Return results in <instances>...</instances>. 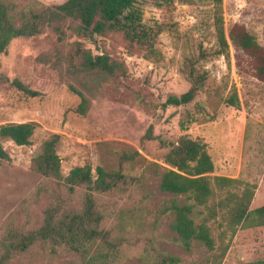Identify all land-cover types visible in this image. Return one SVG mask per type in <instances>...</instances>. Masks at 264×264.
I'll use <instances>...</instances> for the list:
<instances>
[{"label": "rangeland", "instance_id": "obj_1", "mask_svg": "<svg viewBox=\"0 0 264 264\" xmlns=\"http://www.w3.org/2000/svg\"><path fill=\"white\" fill-rule=\"evenodd\" d=\"M17 24L23 14H35L67 0H0ZM139 27L149 32L155 55L124 39L123 32L104 37L70 34L60 41L50 29L30 38L11 41L0 55V126L33 122L36 129L27 146L0 140L8 160L0 161V234L7 228L40 223L47 204L33 196L42 177L32 170V160L42 143L58 137L55 149L65 176L74 167L88 165L120 172L126 185L109 200L110 218L103 224L120 245V264H145L146 247L178 259L177 264H253L264 260V226L251 220L227 227V208H215L208 225L214 249L194 241L185 251L171 239L173 216L162 208L185 196L162 192V174L173 169L164 161L170 143L185 136L204 145L213 173L237 181L227 190L214 189L208 205H217L229 193L240 194L247 184L254 187L249 206L264 207V81L256 79L244 57L236 64L235 49L227 33L234 24L243 26L264 47V0H222L220 15L228 42L223 56L218 49L214 8L210 0H140ZM138 27V28H139ZM80 44L92 55L107 54L124 63L125 73L104 80L98 75L76 73L73 54ZM204 51L205 59L199 58ZM195 77H205L194 100L184 106H165L169 96H180ZM17 80L40 95L29 98L12 86ZM87 99L84 115L75 109L77 94ZM233 101V104H230ZM183 123L186 130L180 128ZM135 154L130 161L122 153ZM231 205V204H230ZM199 221L206 215L198 207ZM195 212V213H196ZM253 217V215L251 216ZM12 264H80L75 254L51 256L40 251Z\"/></svg>", "mask_w": 264, "mask_h": 264}, {"label": "trees", "instance_id": "obj_2", "mask_svg": "<svg viewBox=\"0 0 264 264\" xmlns=\"http://www.w3.org/2000/svg\"><path fill=\"white\" fill-rule=\"evenodd\" d=\"M138 1L140 0H67L35 14H23L18 24L0 1V55L7 51L14 39L34 37L46 29L52 30L60 41L70 34L92 39L95 36L104 37L109 33L123 32L124 39L130 46L141 48L145 51V56L155 55L150 33L139 27L141 13L136 7ZM210 1L214 8L218 45L215 55H225L229 40L236 52V64L239 65L240 57H244L252 75L259 81H264V47L239 24H234L229 29L227 40L220 15L222 0ZM73 58H76L77 63L72 64V68L79 74L98 75L109 80L125 73L123 62L107 54L92 55L90 50L84 49L80 44H77L71 60ZM199 58H206L204 51L200 52ZM188 76L192 83L189 90L180 96H169L163 107L184 106L194 100L205 77H195L192 68ZM12 86L29 98L40 95L17 80L12 81ZM70 90L80 98L75 112L84 115L87 99L73 87ZM180 128L186 130L183 123ZM35 129L36 124L33 122L7 123L0 126V140L7 139L17 146H27ZM57 140L56 135L46 139L41 145L40 153L32 160V170L42 177L33 196L37 200L40 197L47 200L41 213V221L33 227L20 225L3 230L0 234V264H12V261L20 258L24 260L37 251L51 256L75 254L79 257L80 264H120L121 246L113 241L115 238L104 229L103 224L112 214L109 200L126 185L125 176L103 167H96L93 174L88 165L74 167L64 176L55 149ZM135 154L124 152L121 159L130 161ZM8 158L0 142V161ZM164 161L173 169L162 174L160 190L175 196H185L187 202L178 204L172 200L161 210L163 215L173 216L170 228L176 237L171 240L183 250L189 251L194 241L210 251L214 249L208 223L216 217L215 208H227L228 204L227 227L232 233L235 227L242 225L247 219L251 220L249 226H264V207L249 210L254 187L247 184L240 194L227 191V197L217 205L207 204L214 189L227 190L226 188L237 185V181L209 176L214 167L204 145L182 136L176 143L169 144ZM198 207H204L206 215L196 222L195 216L202 214L196 212ZM143 260L145 264L178 263L176 257L151 247L144 250ZM253 264H264V260Z\"/></svg>", "mask_w": 264, "mask_h": 264}]
</instances>
